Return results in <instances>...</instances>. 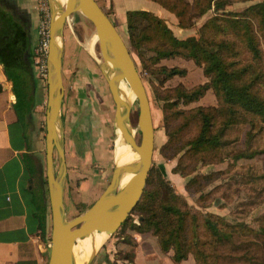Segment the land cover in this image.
Listing matches in <instances>:
<instances>
[{
    "label": "trees",
    "instance_id": "trees-1",
    "mask_svg": "<svg viewBox=\"0 0 264 264\" xmlns=\"http://www.w3.org/2000/svg\"><path fill=\"white\" fill-rule=\"evenodd\" d=\"M153 1L172 11L181 27L191 23L186 19L189 12L201 15L209 9L215 12L221 10L200 25L198 35L184 38L177 37L166 21L151 10L139 8L126 12L130 50L138 56L144 69L163 73V82L175 74H184L186 68L157 63L161 58L179 56L200 65L207 77L190 86L178 83L166 89L167 98L162 110L174 108L177 114H189L199 126L191 138L179 143L177 138L188 126L187 118L181 124L169 127L163 147L173 148L171 155H174L188 146L186 151L212 153L210 157L202 154V159L207 162L219 161L224 156L219 154V148L225 142L222 137L228 126L264 122V0L251 3L241 11L224 9L234 0H193L192 3L188 0ZM15 27V21L0 11V62L5 75L13 82L14 108L23 120L33 106L29 82L31 71L29 57L25 56L28 40L23 36L20 41L21 35ZM147 51L152 52L147 55ZM209 88L217 96L216 104L177 108L179 101L187 104L197 100ZM253 155V152L239 153L235 157ZM160 171L155 179L152 178V170H149L143 193L130 211H135L140 217L138 223L131 222L136 231L155 235L162 252L172 248L171 258L176 262L191 252L196 264H220L221 250L229 247L232 251L243 250L238 256L241 264H264L258 260L257 254L252 253L257 245L264 250V215L258 229L243 221L229 222L211 212L203 214L198 221L196 212L191 210L181 194L164 181ZM162 187L166 188L165 194ZM185 188H188V182ZM48 214L47 204H39V233L47 241ZM127 218L120 226L126 223ZM251 236L257 237L259 242L242 238ZM129 261L136 264L133 252Z\"/></svg>",
    "mask_w": 264,
    "mask_h": 264
},
{
    "label": "rangeland",
    "instance_id": "rangeland-1",
    "mask_svg": "<svg viewBox=\"0 0 264 264\" xmlns=\"http://www.w3.org/2000/svg\"><path fill=\"white\" fill-rule=\"evenodd\" d=\"M188 1L192 3L193 0ZM256 1L259 0H234L228 3L224 9L241 11ZM158 6L157 9L163 13L159 16L166 21L173 33L179 38L192 34L198 35L200 25L211 15L221 12V10L215 12L212 9L201 15L189 12L186 19L187 22L190 20L191 23L186 27H181L172 11L160 4ZM69 17L64 24L62 38V79L65 96L63 126L64 142H67L70 155L69 160L71 159V151L75 149L73 144L70 145L71 142H86L87 145L84 149L86 154H82L75 162L69 164L70 175L65 181L67 182V195L64 200L67 217L81 211L77 208L73 209L70 204L72 192L75 188L78 189L80 180H87L89 184L102 181L101 184L104 189L110 179L112 168L116 164L114 147L115 142L119 139L118 130L114 123L115 103L100 67L101 52L94 35V28L80 12H75ZM119 31L130 47L127 28L125 32L124 30ZM89 44L93 45V53L88 51ZM131 52L151 105L154 142L149 170H152V178L156 179L159 170H161L160 173L164 181L185 198L191 210L196 212L198 221L201 220L203 214L211 212L229 222L243 221L258 229L262 215H264V122L255 121L254 124L238 123L228 126L222 137L225 142L219 148V154L224 156L219 161L207 162L202 159V154L205 152L186 151L188 146L171 155L173 148L163 147L168 138V128L181 124L187 118L188 126L182 130L183 133L177 138V143H179L189 137L191 138L192 134L197 131L199 124L189 114L182 116V114L175 113L174 108L162 110L167 98L165 94L168 90L166 91V89L178 83L190 86L206 80L207 77L203 74L202 67L194 63L193 60L173 56L161 58L157 64L178 65L185 67L186 72L175 74L161 82L163 73L144 69L135 52L133 50ZM151 52L147 51L146 54L149 55ZM125 84L127 83L125 82ZM133 96V99L128 102L129 114L132 125H135L133 133L139 138V127L136 124L138 100L135 94ZM216 103L217 96L212 88H209L197 100L187 104L183 103L182 100L179 101L177 108L188 109L198 104L212 105ZM251 152L254 153L251 157H235L239 153ZM205 154L210 157L212 153ZM175 166H177V171L174 169ZM54 169L55 171L58 169L56 152H54ZM173 174H177L179 178L183 179V188L176 187L177 178ZM187 182L188 188H185ZM165 189L162 187L164 194L166 193ZM49 210L48 203L47 236L50 239ZM139 218V215L132 211L124 225L119 226L112 234H104L88 264H132L129 257L137 243L132 234L138 231L132 227L131 222L138 223ZM151 235L155 238V241L152 239V243L149 245L151 252H153L151 254L168 255L170 257L169 264H196L191 252L186 258L176 262L171 258L172 248L161 253L153 250V244L155 248L160 249V247L156 236ZM242 238H252L253 241L259 242L258 238L254 236ZM107 244L110 247L114 246L107 251ZM254 249L252 253L257 254L258 260L264 262L262 246L257 245ZM242 252V249L232 251L229 247L222 249L219 256L220 264H241L242 261L238 256H241ZM254 258L256 257L254 256Z\"/></svg>",
    "mask_w": 264,
    "mask_h": 264
},
{
    "label": "water",
    "instance_id": "water-1",
    "mask_svg": "<svg viewBox=\"0 0 264 264\" xmlns=\"http://www.w3.org/2000/svg\"><path fill=\"white\" fill-rule=\"evenodd\" d=\"M50 8L49 44L47 50L45 107V179L50 211V247L47 264H77L73 246L79 238L94 231L112 234L127 218L140 199L150 169L154 127L149 96L132 55L121 33L96 0H47ZM80 12L94 28L101 52L100 67L115 103L114 123L122 143L136 152V159L116 163L111 176L97 198L79 213L67 217L64 208L66 162L64 126L61 105L64 93L62 79V38L67 18ZM126 82L138 100L136 124L140 137L133 133L130 106L119 94V83ZM54 152L58 169H54ZM131 176L120 185L124 174ZM96 248L80 264H88Z\"/></svg>",
    "mask_w": 264,
    "mask_h": 264
},
{
    "label": "crops",
    "instance_id": "crops-1",
    "mask_svg": "<svg viewBox=\"0 0 264 264\" xmlns=\"http://www.w3.org/2000/svg\"><path fill=\"white\" fill-rule=\"evenodd\" d=\"M107 13L118 30L126 29V12L130 9H149L158 15V3L153 0H96ZM39 0H0V11L7 13L16 23L20 41L28 40L25 56L29 57L31 75L32 109L21 120L14 108L13 82L3 70L0 62V264H47L49 247L39 233L38 205L47 204L48 193L45 179V107L46 83L38 74L33 57V47L38 39ZM120 32V31H119ZM26 45V44H25ZM63 66V50H62ZM46 78V77H45ZM63 93L61 115L64 119ZM69 143V142H68ZM75 148L68 153L64 142L66 181L69 178L70 162H75L84 151L86 142H71ZM176 187L183 188V179L177 174ZM46 180V179H45ZM100 182V181H99ZM89 184L80 180L78 189L72 192L70 204L73 209L87 208L102 191V181ZM65 182L64 200L67 195ZM137 243L133 249V260L139 264H169L167 255L151 254L149 245L155 241L148 232L132 234ZM149 235V236H148ZM47 236V235H46ZM48 237V236H47ZM114 246V245H113ZM108 244L106 250H111ZM153 250L162 252L152 245ZM152 250V251H153ZM156 252V253H157ZM142 254V257H140ZM111 255V253H110ZM108 259V258H107Z\"/></svg>",
    "mask_w": 264,
    "mask_h": 264
},
{
    "label": "bare ground",
    "instance_id": "bare-ground-1",
    "mask_svg": "<svg viewBox=\"0 0 264 264\" xmlns=\"http://www.w3.org/2000/svg\"><path fill=\"white\" fill-rule=\"evenodd\" d=\"M57 1L64 2L65 0H57ZM88 51L93 53V45L91 44L88 45ZM119 94L121 98L125 102H127V104H129L128 102H130L134 97L133 96L134 93L132 89L123 81L119 83ZM117 130H118L119 139L115 142V147H114V159L116 163L129 162L136 159L137 157L136 152L133 151L128 144L122 143L121 138L119 136V129ZM130 176H131L130 173L124 174L121 178L120 185H123ZM104 234H106L104 231L102 232L94 231V233H91L90 235L85 236L83 238H79L75 242L73 246V251L77 264L84 262L86 258L89 256V254L99 246Z\"/></svg>",
    "mask_w": 264,
    "mask_h": 264
},
{
    "label": "built area",
    "instance_id": "built-area-1",
    "mask_svg": "<svg viewBox=\"0 0 264 264\" xmlns=\"http://www.w3.org/2000/svg\"><path fill=\"white\" fill-rule=\"evenodd\" d=\"M39 22L37 27L38 39L33 47V61L38 69V74L41 77H46L47 72V50L49 44V20L50 9L47 0H39ZM47 241L48 247L50 241Z\"/></svg>",
    "mask_w": 264,
    "mask_h": 264
}]
</instances>
